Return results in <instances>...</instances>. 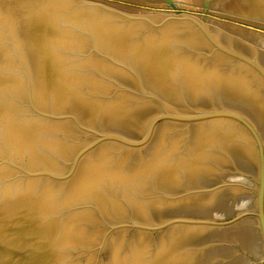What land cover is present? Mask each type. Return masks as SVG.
I'll return each mask as SVG.
<instances>
[{
  "label": "water",
  "instance_id": "water-1",
  "mask_svg": "<svg viewBox=\"0 0 264 264\" xmlns=\"http://www.w3.org/2000/svg\"><path fill=\"white\" fill-rule=\"evenodd\" d=\"M0 264H264V50L185 13L0 0Z\"/></svg>",
  "mask_w": 264,
  "mask_h": 264
},
{
  "label": "rangeland",
  "instance_id": "rangeland-1",
  "mask_svg": "<svg viewBox=\"0 0 264 264\" xmlns=\"http://www.w3.org/2000/svg\"><path fill=\"white\" fill-rule=\"evenodd\" d=\"M130 14L185 13L264 50V21L180 1L88 0Z\"/></svg>",
  "mask_w": 264,
  "mask_h": 264
},
{
  "label": "bare ground",
  "instance_id": "bare-ground-1",
  "mask_svg": "<svg viewBox=\"0 0 264 264\" xmlns=\"http://www.w3.org/2000/svg\"><path fill=\"white\" fill-rule=\"evenodd\" d=\"M170 2V1H169Z\"/></svg>",
  "mask_w": 264,
  "mask_h": 264
}]
</instances>
